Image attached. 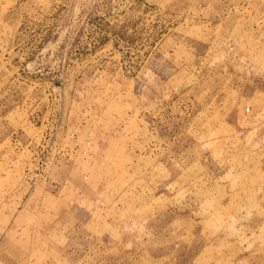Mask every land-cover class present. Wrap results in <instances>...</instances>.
<instances>
[{"label": "rangeland", "instance_id": "rangeland-1", "mask_svg": "<svg viewBox=\"0 0 264 264\" xmlns=\"http://www.w3.org/2000/svg\"><path fill=\"white\" fill-rule=\"evenodd\" d=\"M0 264H264V0H0Z\"/></svg>", "mask_w": 264, "mask_h": 264}]
</instances>
